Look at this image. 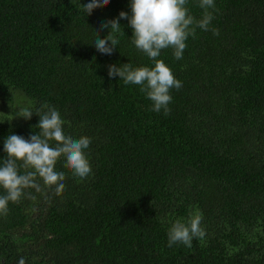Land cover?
<instances>
[{
  "label": "trees",
  "instance_id": "1",
  "mask_svg": "<svg viewBox=\"0 0 264 264\" xmlns=\"http://www.w3.org/2000/svg\"><path fill=\"white\" fill-rule=\"evenodd\" d=\"M88 2L0 0V166L8 136L38 133L44 103L66 136L92 141L87 177L61 157V194L38 180L40 192L9 202L0 264H264V0H214L218 36L197 28L180 60L161 50L182 82L167 116L140 86L108 76L110 65L154 66L127 20L111 55L93 45L108 34L104 22L131 16V0L86 16ZM185 7L202 18L198 0ZM196 213L205 236L168 247L172 224Z\"/></svg>",
  "mask_w": 264,
  "mask_h": 264
},
{
  "label": "clouds",
  "instance_id": "2",
  "mask_svg": "<svg viewBox=\"0 0 264 264\" xmlns=\"http://www.w3.org/2000/svg\"><path fill=\"white\" fill-rule=\"evenodd\" d=\"M110 0H89L82 6L86 16L94 9L105 7ZM187 0H131V16L120 12L118 19H112L101 25L108 29L104 39L97 33L94 46L100 54L111 55L119 44L117 34L120 33L119 20H127L132 29L131 43L144 53L154 64L153 67L133 68L130 63L121 67L110 65L108 76L119 77L125 85H138L140 91L152 102L151 111L170 114L169 104L172 102L171 89L179 90L182 82L177 80L169 67L162 60L157 59L161 50L171 48L176 60L183 57L186 49L185 41L195 37L196 29L211 30L213 35H219L216 29H210L213 12L216 11L214 0H198V6L203 9L202 18L197 20L188 13L185 7ZM211 9L212 11H209ZM33 113L29 109H22L20 117L30 119ZM39 122L37 134L28 140L18 135H10L4 141L6 159L0 166V188L6 195L0 196V216L8 213L9 202L18 203L25 189L41 191L43 182L45 188H54L59 195L64 190L65 174L55 171L57 161L63 157L64 167L78 178H85L91 172L85 151L91 144L88 137L74 139L63 132L59 111L54 106L44 103L37 110ZM24 169V173H20ZM34 198V197H32ZM201 214L192 215L187 223L177 220L168 232V247L182 244L192 246L194 238H203L205 231L201 227ZM18 264H25L20 258Z\"/></svg>",
  "mask_w": 264,
  "mask_h": 264
}]
</instances>
